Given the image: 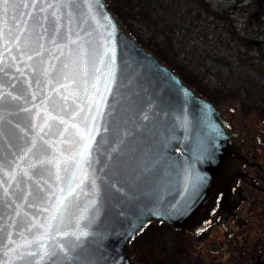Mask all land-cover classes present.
Masks as SVG:
<instances>
[{"label":"water","instance_id":"water-1","mask_svg":"<svg viewBox=\"0 0 264 264\" xmlns=\"http://www.w3.org/2000/svg\"><path fill=\"white\" fill-rule=\"evenodd\" d=\"M108 2L0 0V264H133L148 222L199 227L239 173L223 113Z\"/></svg>","mask_w":264,"mask_h":264},{"label":"flooded vegetation","instance_id":"flooded-vegetation-1","mask_svg":"<svg viewBox=\"0 0 264 264\" xmlns=\"http://www.w3.org/2000/svg\"><path fill=\"white\" fill-rule=\"evenodd\" d=\"M108 1V8L131 34L134 22L126 2ZM144 1L157 4L159 14L168 13L159 15V23L180 35L181 27L195 29L205 40L212 34V47L200 52L217 60L209 83L188 82L174 71L223 113L239 139L242 162L205 222L193 230L148 222L129 240L131 262L264 264V0ZM193 69L189 70L198 76Z\"/></svg>","mask_w":264,"mask_h":264},{"label":"rangeland","instance_id":"rangeland-1","mask_svg":"<svg viewBox=\"0 0 264 264\" xmlns=\"http://www.w3.org/2000/svg\"><path fill=\"white\" fill-rule=\"evenodd\" d=\"M123 1L126 2L125 9L128 17L134 22L129 30L143 47L153 53L154 50L158 52V56L154 54L158 58L161 57V60L173 70H177L188 82L194 80L196 83L206 85L211 81L209 73L211 68H215L217 60L205 58L202 54L200 55V52L203 53L201 49L205 47L209 49L212 47L213 43L210 38L212 34H209L205 40L199 37L195 29L181 27L179 30L184 32L180 35L175 32L174 28L159 23V15L168 16L169 14L163 11L159 14L157 4H146L144 0H140L137 4L128 0ZM189 69H193L192 71L198 76Z\"/></svg>","mask_w":264,"mask_h":264},{"label":"trees","instance_id":"trees-1","mask_svg":"<svg viewBox=\"0 0 264 264\" xmlns=\"http://www.w3.org/2000/svg\"><path fill=\"white\" fill-rule=\"evenodd\" d=\"M140 43V42H139ZM141 44V43H140ZM154 53L158 56L159 54H158V52H156L155 50H154ZM161 58V57H160ZM162 59V58H161Z\"/></svg>","mask_w":264,"mask_h":264}]
</instances>
